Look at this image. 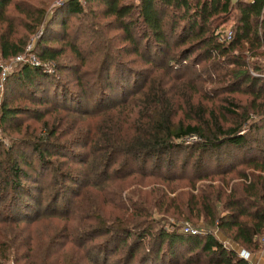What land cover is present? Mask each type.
I'll list each match as a JSON object with an SVG mask.
<instances>
[{"label": "trees", "instance_id": "trees-1", "mask_svg": "<svg viewBox=\"0 0 264 264\" xmlns=\"http://www.w3.org/2000/svg\"><path fill=\"white\" fill-rule=\"evenodd\" d=\"M227 30L229 39H221ZM111 31L117 33L108 36ZM102 32L132 54L133 68L107 53L98 66L84 69L76 42L83 37L95 51ZM68 51L81 63L62 62ZM21 54L34 55L39 64L18 62L6 78L0 128L10 135L17 118L30 112L42 126L36 136L24 131L9 145L0 142V203L7 208L0 225L13 227L1 230L0 264L6 251L17 264H53L51 258L56 264H250L235 248L252 254L264 239V0H62L51 10L31 0H0V62ZM252 57L257 60L247 62ZM137 59L150 68H135ZM67 70L74 86L59 75ZM126 72L142 86L130 92L133 99L112 102L117 96L107 89L114 80L125 82ZM173 84L185 90L206 84L211 96L223 95L220 109L237 118L234 125L223 128L211 110L205 129L174 123ZM234 93L250 98L238 108ZM17 99L38 107L14 104ZM186 110L198 118L206 113L200 105ZM186 136L199 140L184 146ZM182 152L179 164L194 158L195 174L187 192L168 196L175 189L170 182L181 179L176 167ZM203 156H209L208 171L201 170ZM30 173L47 175L42 187ZM133 175L158 182L143 194L124 193ZM45 190L39 213L38 193ZM95 191L120 213L103 216ZM154 211L200 219L212 230L184 234L163 217L154 219ZM41 215L56 221L45 223L46 241L24 236L22 224ZM217 232L232 246H224Z\"/></svg>", "mask_w": 264, "mask_h": 264}, {"label": "rangeland", "instance_id": "rangeland-1", "mask_svg": "<svg viewBox=\"0 0 264 264\" xmlns=\"http://www.w3.org/2000/svg\"><path fill=\"white\" fill-rule=\"evenodd\" d=\"M31 1L34 2L35 4L39 5V6L45 7L47 10H51L54 6H57V5H59V3L62 2V0H31ZM93 7L96 8V5L93 4ZM74 20H75V18L69 19L70 26H72L76 22ZM228 27H229V24L225 25L223 28L227 29ZM41 30L42 29H37L36 31H34L33 34H31L29 36L28 44L29 43L33 44V39L35 38V36L37 34H39L41 32ZM38 31H40V32L38 33ZM115 33H117V31H111L108 33V36H113ZM108 36L104 32H102L101 35L98 34V37H99L98 42L99 43H96L97 47H96L95 51H90V50H93L96 45L89 43L83 37H81V39H79L78 43L76 42V46L79 48L82 55L85 56V58H84V63H85L84 69L90 70L91 68H93V66H98L97 65L98 62L102 58L106 57L107 53L116 57V61L120 59L122 62L125 63L126 66L129 65L133 68V64L128 63V62H130V60L133 59L132 54H125V52L120 51L119 47H121V46H120V43L118 40H116L117 41L116 45H114V43H109L107 40ZM252 60L256 61L257 57H252L251 60L250 59L248 60V58H247V62L248 61L250 62ZM9 61H11V60H8L6 62H9ZM61 61L64 63L70 62L71 65H76V64L81 63L80 59L76 58V56H74V54L70 51H68L67 54L62 57ZM14 67H15V64L12 63V67H11L12 69L10 70V73L14 69ZM122 67H124V66H122ZM135 68L146 70L147 68H150V67H149V65L144 64L141 60L137 59V61L135 62ZM113 69L115 72L114 67H111L110 70L112 71ZM9 74H8V76H9ZM91 74H92V72H91ZM250 74L254 75V76L259 75V73H255L253 71H250ZM59 75L62 77L63 81H66L68 83V85L74 86L75 77H74L72 70H67L65 72L60 73ZM89 77H92V76L88 75V77L86 79H88ZM123 77L124 78L126 77L125 82H123V80L121 82L118 80H114L113 88L111 90L107 89V92L109 95L117 96V99L112 101V102H118L121 99L128 98V96H129V99H127V100L133 99V94L130 95L133 91V88L135 89L136 86H138V85L142 86L141 83H139L138 81H135V82L133 81V76L130 75L129 72H126V75H123ZM260 77H264V73ZM130 81H133V85H131L132 82H130ZM122 82H123V85L120 84ZM12 86H14L13 82L9 83V90L10 89L12 90V88H13ZM205 86H206V84L194 85L193 87H197L198 90L193 88V87L188 89V90H185V88L187 86H185L184 88L183 87L179 88V86L175 87V84H173L172 86L169 87L168 95L171 96L170 101H171L172 111H173V114H175L172 117V121L174 123L175 122H182L184 124L194 123V125L198 124L201 129H205L206 127L204 126V121H206L209 118V116L207 115V111L211 110L213 115L215 116L216 120L222 125L223 128H227L229 126L234 125V122L237 120V118L235 116L226 114L224 111H222L220 109V106L223 104L222 102H220V100H222V98H223L222 97L223 95L217 93L214 96H211L212 94L207 91L208 88ZM15 91L17 92V90H15ZM5 94H6V89H5L4 83H3V88L0 91V102L3 101ZM230 97L232 98L234 105L238 108L243 106L247 102V100L250 98L248 95L240 94V93H234V94L230 95ZM204 99H206V100H204ZM110 101H111V98H110ZM13 102H14V104H15V102L18 104L19 103L26 104V105L29 104L30 109H37V107H38L36 104L31 105L30 103H27L21 99H17L16 101L13 100ZM112 102L110 104H113ZM137 103H139V101H137ZM133 104H136V103L133 102ZM197 105H200L202 107L203 111H204V107L206 108V113H204L203 116L198 118L195 115H190V116L185 115V113L187 112L186 107H188V108L190 107L191 109H193ZM136 109L137 108L134 106L133 112L136 111ZM239 112L240 111H238V113ZM30 113H34V112H30ZM30 113H23L19 118H17L16 123L18 124V129L17 130H11L10 135H9V133L5 132L1 127L0 142H2L4 145H9L13 138H15V139L21 138L24 131H26V134L28 136H34V135L36 136V134L39 133V131L41 129L42 123H41V121L34 119L33 115H31ZM50 116L51 115L48 114L44 118L48 119V118H50ZM95 119L96 118L92 119L90 121V123L91 122L94 123ZM250 120H252V117ZM87 123H88V121L85 124H87ZM198 140L199 139L196 138L195 136H186V137H183L180 141L182 142V144L184 146H186V145L191 144L193 142H197ZM80 150H82V149L80 148ZM185 154H186L185 152H182L178 155V165L176 167V173L178 175H181V177H180L181 179L177 178V179H174L173 181L170 182L171 185H173L175 189H174L173 193L172 194L169 193L168 196L169 195L171 196L173 194L177 195V193H183L184 191L187 192L189 190L188 189V179H189V176L191 174H195L193 172V165H192L195 160H194V158H189L187 162H184L183 165H180L179 161H183V157ZM208 157L209 156H203V159L200 162L201 168H202L201 170H203V171H205V170L208 171V169L210 168V167H208L211 165V164L209 165V158ZM181 167H183V169H181ZM84 168L87 169V166H85ZM28 172H30V171H28ZM30 174H32V176H33L32 180L35 179L34 181H36V179H37L39 181V182H37V184H40L41 187H42V182H45L46 181L45 179H47V175L44 177L39 176L38 178H35L34 177L35 173L34 174L30 173ZM231 175L227 176V178H230ZM216 178H219V177H216ZM42 179H44V180H42ZM155 182H158V181L154 177H145L144 179H142L138 175H133V185L131 187H129L124 193L133 189V193L135 191L137 192L140 190L141 194H143L144 191H147L149 188H151L153 185H155ZM33 183H34L33 181L28 182L29 186H31L30 187L31 189H32ZM116 185H114L112 188L115 189ZM87 189L93 190L92 187H87ZM92 192H94V190ZM95 193H97L99 196L96 195L98 200L94 201V203H96L98 201V206L101 209V214L103 216L112 217V216H115L118 213H120V211L118 209H116L115 206H111L108 204L106 205L105 203L102 202L103 197L101 198V193H102L101 191H95ZM47 194H48V190H45L43 193L42 192L38 193V196L42 197V203H41L42 205H41V207H38L39 213H41V211H43V205L45 203L44 197H46ZM133 199H135L134 195H133ZM23 201L24 202H30L31 204H33V202L28 197H24ZM3 206H4L3 202L0 203V217L4 215L3 213L7 212L6 207L2 210ZM152 215H153L154 219H158V218L163 217L167 223H174L177 227L181 222H187L189 224L194 223L191 225L196 226L198 228H202L204 230L210 229V228L204 226L203 222L200 219L195 220V221L194 220H188L187 218L176 219L173 216L167 215L165 213L160 214V213H157L155 211L153 212ZM50 220L53 223L56 222L54 218L48 217V216L46 217V215H41V216H39L38 219L25 221V223L22 224L23 226H25V229H26V230H24V236H28V234H29L32 238L34 237L35 239H40V236H41L42 239L46 241L45 232H44L45 228L44 227ZM63 222L60 221L59 224H62ZM9 228H13V227H9V226L6 227L5 225H0V236H1V230L9 229ZM210 230H212V229H210ZM216 235H217V237L221 238L222 241L223 240L227 241L226 238H222V235H220L218 232ZM102 239L103 238H101L99 240L97 239V241H101ZM1 241H2V239H0V242ZM53 246L54 245H52V247ZM235 249H236L237 253L239 252V250H243L244 252H248L247 250L240 248V247H236ZM0 251H1V248H0ZM256 253H258V251L252 253L253 254L252 256L250 254V256L252 258H254L253 256ZM119 254L121 255L122 252H119L117 255H119ZM4 255H5V257H4ZM4 255L2 256V259H1L3 264H17L13 258V254L11 252L8 253V251H6V253H4ZM49 261L52 262L53 264H56L55 262L52 261V258L49 259ZM20 264H24V261H21Z\"/></svg>", "mask_w": 264, "mask_h": 264}, {"label": "built area", "instance_id": "built-area-1", "mask_svg": "<svg viewBox=\"0 0 264 264\" xmlns=\"http://www.w3.org/2000/svg\"><path fill=\"white\" fill-rule=\"evenodd\" d=\"M230 37V31L227 30L225 31L223 37L221 39L227 40ZM32 46L33 44H28L26 47V50L30 51L32 50ZM24 61H29L31 64H39V62L36 60V58L34 57V55L30 54V55H26V54H21L16 56L14 59H12L9 62L6 61H2L0 62V91L3 88V83L5 81V79L7 78L8 74L10 73V70L12 69V63L16 64L18 62H24ZM1 104V102H0ZM0 133H1V128H0ZM178 231L184 234H190V235H196V234H202L204 232H207L208 230H204L202 228H198L196 226H193L187 222H181L178 225ZM224 244V243H223ZM224 246H227L226 244H224ZM238 256L248 260V253L244 252L243 250H239L238 252Z\"/></svg>", "mask_w": 264, "mask_h": 264}, {"label": "crops", "instance_id": "crops-1", "mask_svg": "<svg viewBox=\"0 0 264 264\" xmlns=\"http://www.w3.org/2000/svg\"><path fill=\"white\" fill-rule=\"evenodd\" d=\"M222 243L226 244L227 247L232 246L228 240L227 241L223 240ZM262 244H263L262 249H260L258 251V253H256L253 256L254 258L251 257L253 254H251V256H250V254L247 252L248 253V260L250 261V264H264V239H263Z\"/></svg>", "mask_w": 264, "mask_h": 264}]
</instances>
